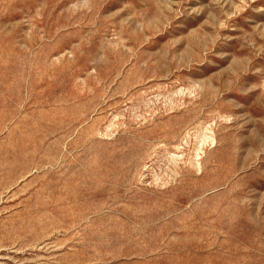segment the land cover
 <instances>
[{
    "label": "rangeland",
    "instance_id": "rangeland-1",
    "mask_svg": "<svg viewBox=\"0 0 264 264\" xmlns=\"http://www.w3.org/2000/svg\"><path fill=\"white\" fill-rule=\"evenodd\" d=\"M0 264H264V0H0Z\"/></svg>",
    "mask_w": 264,
    "mask_h": 264
},
{
    "label": "bare ground",
    "instance_id": "bare-ground-1",
    "mask_svg": "<svg viewBox=\"0 0 264 264\" xmlns=\"http://www.w3.org/2000/svg\"><path fill=\"white\" fill-rule=\"evenodd\" d=\"M111 127V126H110ZM109 128V127H108ZM111 132V131H110ZM187 141V140H186ZM204 142V141H203ZM200 147V146H199Z\"/></svg>",
    "mask_w": 264,
    "mask_h": 264
}]
</instances>
